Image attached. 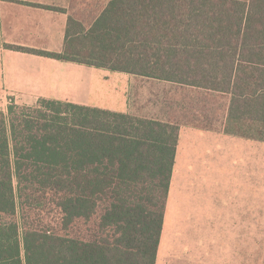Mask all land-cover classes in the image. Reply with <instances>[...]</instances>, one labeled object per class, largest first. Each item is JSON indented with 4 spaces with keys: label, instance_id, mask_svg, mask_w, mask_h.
I'll list each match as a JSON object with an SVG mask.
<instances>
[{
    "label": "trees",
    "instance_id": "trees-1",
    "mask_svg": "<svg viewBox=\"0 0 264 264\" xmlns=\"http://www.w3.org/2000/svg\"><path fill=\"white\" fill-rule=\"evenodd\" d=\"M70 24L62 52L5 46L227 94L226 130L264 140V0H111L87 30ZM178 131L67 101L11 102L0 264H155Z\"/></svg>",
    "mask_w": 264,
    "mask_h": 264
},
{
    "label": "crops",
    "instance_id": "crops-1",
    "mask_svg": "<svg viewBox=\"0 0 264 264\" xmlns=\"http://www.w3.org/2000/svg\"><path fill=\"white\" fill-rule=\"evenodd\" d=\"M110 1L0 0V111L6 113L11 102L34 105L45 98L140 115L128 99L136 74L5 46L62 52L70 20L71 33L78 35ZM172 83L193 89L202 98L214 93L227 100L218 125L205 110L206 103L198 113L190 110L187 119L179 113L181 104L172 119L144 116L179 127L155 264H244V217L260 216L259 190L256 197L250 191L255 167L259 186L261 141L226 130L227 94Z\"/></svg>",
    "mask_w": 264,
    "mask_h": 264
},
{
    "label": "rangeland",
    "instance_id": "rangeland-1",
    "mask_svg": "<svg viewBox=\"0 0 264 264\" xmlns=\"http://www.w3.org/2000/svg\"><path fill=\"white\" fill-rule=\"evenodd\" d=\"M202 97L203 95H200L193 89L190 90L189 88L181 87L172 82L145 76H133L128 87L130 105L138 114L142 115V117L161 115L165 116L167 119H172V113L176 112V110L179 112L177 108L181 104L182 109L179 113H185V118L187 119L190 110L196 113L198 109H203L202 104L206 103L207 107L205 110H208L210 118L218 125L223 118L227 98L224 95L214 93L206 95L204 98ZM182 110H184V112H182ZM260 141L259 186L257 187L256 185L257 169L255 167V171H251V174L253 172L255 173V185L254 189L250 191L251 194L255 192L256 197V193L259 190L260 216L258 218L253 216L244 217V264H264V140ZM104 205V203H99L96 214L97 217L103 212ZM253 211L254 208L251 206L250 212L252 213ZM71 231L72 229H70V232ZM237 238L238 246L240 247V233H238Z\"/></svg>",
    "mask_w": 264,
    "mask_h": 264
}]
</instances>
